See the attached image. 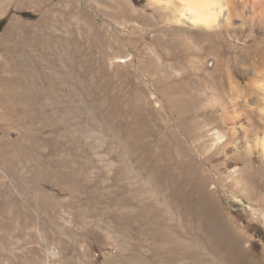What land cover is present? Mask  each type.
Returning <instances> with one entry per match:
<instances>
[{"label":"rangeland","instance_id":"rangeland-1","mask_svg":"<svg viewBox=\"0 0 264 264\" xmlns=\"http://www.w3.org/2000/svg\"><path fill=\"white\" fill-rule=\"evenodd\" d=\"M158 1L0 0V264H264V0Z\"/></svg>","mask_w":264,"mask_h":264},{"label":"bare ground","instance_id":"bare-ground-1","mask_svg":"<svg viewBox=\"0 0 264 264\" xmlns=\"http://www.w3.org/2000/svg\"><path fill=\"white\" fill-rule=\"evenodd\" d=\"M259 1L245 0L242 9L249 7V5L254 9L263 8L262 5H258ZM154 2L158 3L159 1L154 0ZM236 4L237 0H169L165 2L166 7H170L171 14L176 16L177 23L184 21L192 28H203L206 30H211L218 25L217 19L219 16H222L225 22L235 16ZM229 134L230 138L227 139V144L234 145L235 141L233 139L236 135V129L233 125L229 128ZM216 139L218 143L226 142V138L223 139V136L219 133H216ZM253 153L264 156V141L245 146L241 151V157L237 156L235 159H244Z\"/></svg>","mask_w":264,"mask_h":264},{"label":"trees","instance_id":"trees-1","mask_svg":"<svg viewBox=\"0 0 264 264\" xmlns=\"http://www.w3.org/2000/svg\"><path fill=\"white\" fill-rule=\"evenodd\" d=\"M2 22H0V29H1Z\"/></svg>","mask_w":264,"mask_h":264}]
</instances>
